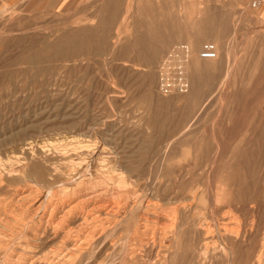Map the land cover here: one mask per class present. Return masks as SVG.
Here are the masks:
<instances>
[{"label": "rangeland", "instance_id": "obj_1", "mask_svg": "<svg viewBox=\"0 0 264 264\" xmlns=\"http://www.w3.org/2000/svg\"><path fill=\"white\" fill-rule=\"evenodd\" d=\"M261 1L0 12V264L36 253L53 264L67 242L82 247L75 264H167L177 250L178 264H264ZM199 86L207 97L196 99ZM69 178L83 192L72 195ZM63 197L88 220L71 237L55 210Z\"/></svg>", "mask_w": 264, "mask_h": 264}, {"label": "bare ground", "instance_id": "obj_2", "mask_svg": "<svg viewBox=\"0 0 264 264\" xmlns=\"http://www.w3.org/2000/svg\"><path fill=\"white\" fill-rule=\"evenodd\" d=\"M256 3V2H255ZM254 4V3H253ZM253 4H252V6H253ZM256 5H257V3H256ZM254 7V6H253ZM257 7V10H259L260 9V7L259 6H255V8ZM201 48V47H200ZM203 49H205V50H215L216 48L215 47H212V46H207V47H203ZM201 57H203V58H205L206 56H201ZM197 57H193V61H195L196 62V64L197 65H199V66H201L203 69H205V70H208V65H211V64H216V62H215V60L213 61V60H211V59H202V61H200V60H198V59H196ZM234 63H235V61H234ZM233 63V64H234ZM232 73H233V71H232V69L230 70H227V72H226V78H225V83H226V80L227 79H230V77H231V75H232ZM165 81H167L166 79H165ZM220 84V83H219ZM201 89V90H200ZM225 89V88H224ZM197 90L199 91V95L197 96V98L196 99H200V98H203V97H205L206 96V92H207V88H202L201 86H199L198 88H197ZM210 90V89H209ZM210 93V92H209ZM222 93H223V91H222ZM211 94V93H210ZM223 95H225V93L223 94ZM207 97V96H206ZM253 97V96H252ZM222 99V98H221ZM216 100V99H215ZM223 100V99H222ZM222 103V105H223V102H221ZM250 105V104H249ZM220 106H221V104H220ZM235 107H237V108H235ZM203 109V108H202ZM230 110H231V112H232V114H236V113H238V112H240L241 111V109H240V106L238 105V106H233V105H231L230 106V108H229ZM242 113V112H241ZM202 114V113H201ZM197 120V119H196ZM214 122V121H213ZM247 126V125H246ZM213 127V126H212ZM190 128V127H189ZM171 143V142H170ZM99 144V143H98ZM84 146V145H83ZM89 146V145H88ZM98 146V145H97ZM219 146V145H218ZM170 147V146H169ZM89 148V147H88ZM91 148V147H90ZM98 148V147H97ZM100 148V147H99ZM77 150H79V149H77ZM98 150V149H97ZM74 152V151H73ZM79 152H81V151H79ZM82 153V152H81ZM97 153V152H96ZM75 154H77V153H74V155ZM80 157V156H79ZM74 158V157H73ZM76 158V157H75ZM76 159H78V158H76ZM80 159V158H79ZM89 159V158H88ZM80 161V160H79ZM93 163V162H92ZM86 164H87V167H89L90 166V164H88L87 162H86ZM81 165H83V163H81ZM80 165V166H81ZM82 167V166H81ZM86 167V166H85ZM39 168H40V170L39 171H37V176L40 178V179H43L44 181H47L48 180V176L50 175V173H46L45 171H44V169H42L40 166H39ZM77 172V171H76ZM121 172V171H120ZM96 173V172H95ZM90 175H91V173H89ZM86 175H87V173H86ZM90 175H88V177L90 176ZM93 176V175H92ZM91 176V177H92ZM82 177V176H81ZM160 177V176H159ZM52 178V177H51ZM79 178V177H78ZM82 179H83V177H82ZM86 179V178H85ZM88 179V178H87ZM75 180V179H74ZM76 182V181H75ZM75 182H73L70 178H69V181H67V182H65L64 184H67V187H69V188H71V190H72V195H76V194H78V193H80V192H83V190L82 189H80L79 188V190H77L78 189V187H80V182H82V181H79V182H77V183H75ZM82 185V184H81ZM222 185V184H221ZM233 182L232 183H225V184H223L222 185V187H221V190L223 191V193L225 194V196L227 195H230L232 192H233ZM58 186V185H57ZM52 190V189H51ZM221 190H220V192H221ZM68 190H64L63 191V193H65V192H67ZM149 191V190H148ZM99 192V191H98ZM94 193V192H93ZM25 194V193H24ZM23 193L20 195V197H24L25 198V195H24ZM221 193H219V195H220ZM90 194L89 193H85L84 195H82V196H80V198L81 197H87V196H89ZM221 196V195H220ZM224 196V197H225ZM19 197V196H18ZM69 199H71V198H69ZM77 199L78 198H76V199H74V200H65V198L63 197L61 200H60V202L58 203V204H56V206H55V210H57V212L59 211V213L61 214L60 215V217H61V223L62 224H64V226H65V228H66V231H65V236L66 237H68V236H70V234H71V232H73V229H72V226L73 225H75V224H77L78 222H82V221H86L87 220V217L86 216H84L83 214H81V213H78L77 212V205L81 202V201H78L77 202ZM106 201V200H105ZM83 203V202H82ZM106 209V208H105ZM114 210V209H113ZM100 213V212H99ZM101 214H102V212H101ZM101 214H98V215H101ZM37 215V214H36ZM35 215V216H36ZM85 215H86V213H85ZM34 216V217H35ZM111 217H112V215H110ZM113 216H115V215H113ZM91 217V216H90ZM96 217H98L99 218V216H96ZM116 217V216H115ZM117 217H119V216H117ZM122 218V217H121ZM88 219H90V218H88ZM92 219V218H91ZM110 219V218H109ZM113 219V218H112ZM116 219H118V218H116ZM120 219V218H119ZM123 219V218H122ZM108 220V219H107ZM154 220V219H153ZM88 221V220H87ZM102 221V220H101ZM108 221H110V220H108ZM118 221V220H117ZM116 221V222H117ZM114 222V221H113ZM56 223V222H55ZM101 223V222H100ZM112 223V222H111ZM78 225V224H77ZM118 227V226H117ZM229 228V227H228ZM111 229V228H110ZM42 231V230H41ZM47 231V230H46ZM115 231V230H114ZM118 232H120V231H118ZM173 232V231H172ZM41 233V232H40ZM91 233V232H90ZM89 233V234H90ZM95 233H97L96 232V230H95ZM175 233V232H174ZM42 234V233H41ZM88 234V233H87ZM111 234V233H110ZM167 234V233H166ZM91 235V234H90ZM160 235V234H159ZM165 235V234H164ZM38 236V235H37ZM42 236V235H41ZM47 236V235H46ZM86 236V235H85ZM166 236V235H165ZM71 237V236H70ZM93 237V236H92ZM95 237V239H96V236H94ZM100 237V236H99ZM98 237V238H99ZM112 237V236H111ZM137 237V236H136ZM41 238V237H40ZM39 238V236L36 238V241L38 240L39 242L38 243H42L44 240L43 239H40ZM58 238V237H57ZM85 238H87V237H85ZM108 238H110V237H108ZM160 238V237H159ZM68 240H69V238H67ZM105 239V238H104ZM117 239V238H116ZM115 239V240H116ZM119 239V238H118ZM130 239V238H129ZM140 239V238H139ZM138 239V240H139ZM166 239H167V237H166ZM43 240V241H42ZM86 241V243H87V239H85ZM100 240V239H99ZM136 240H137V238H136ZM152 240V239H151ZM83 240H81L80 242H82ZM106 241V240H105ZM156 239H154L153 238V240H152V243L150 242V243H145L142 247L143 248H148V247H150L151 245H155L156 244ZM165 241V240H164ZM74 242V241H73ZM79 242V241H78ZM84 242V243H85ZM123 242V241H122ZM130 242H132V241H130ZM67 243H69V242H67ZM66 243V245H65V248H64V250L63 251H61V252H59L56 256H55V258H54V262L56 263V264H75V262H74V260H75V256H76V254L77 253H79L80 252V250H81V246L79 247L78 246V244H80V243H78L77 244V242H74V244L72 243H70V244H67ZM86 243L84 244L85 246H86ZM119 244V243H118ZM127 244V243H126ZM129 244V243H128ZM127 244V245H128ZM83 245V244H82ZM83 245V246H84ZM127 245H126V247H127ZM140 245V244H139ZM102 246V245H101ZM100 246V247H101ZM94 247V246H93ZM92 247V249H94ZM117 247V246H116ZM133 247V246H132ZM124 248V247H123ZM127 249V248H126ZM146 249L145 250H141L140 251V253H143L144 251H145V253H146ZM97 250V249H96ZM122 250V249H121ZM123 251V250H122ZM179 250H177L176 252H174V253H171V254H167L166 256H164L163 257V262L164 263H166L167 262V264H178L177 262H175L177 259H178V254H179V252H178ZM113 252V251H112ZM116 252V251H115ZM110 253V252H109ZM124 252H122V254H123ZM128 253V252H127ZM99 254V253H98ZM107 254V253H106ZM105 254V255H106ZM97 255V254H96ZM104 255V256H105ZM132 255V254H131ZM101 256V255H100ZM118 256H120V255H118ZM128 256V255H127ZM20 257V256H19ZM113 257V256H112ZM112 257H110V258H112ZM115 257H117V256H115ZM183 257V256H182ZM100 258V257H99ZM123 258V257H122ZM130 258V257H129ZM135 258V257H134ZM133 258V259H134ZM52 259V258H51ZM109 259V258H108ZM114 259V258H113ZM120 259V258H119ZM184 259V258H183ZM101 260V259H100ZM123 260V259H122ZM126 260V259H125ZM146 260H148V262L146 263H144V264H151V262L149 261V258H147ZM145 260V261H146ZM37 253L36 254H34V255H32L31 257H20V258H17V259H15V264H37ZM49 261H51V260H49ZM107 261V260H106ZM127 261V260H126ZM53 262V264H55ZM90 262V261H89ZM118 262V261H117ZM123 262L124 261H122L120 264H123ZM232 262V261H231ZM111 264L112 263H114L113 261L112 262H110ZM86 264V263H85ZM118 264V263H117Z\"/></svg>", "mask_w": 264, "mask_h": 264}, {"label": "crops", "instance_id": "obj_3", "mask_svg": "<svg viewBox=\"0 0 264 264\" xmlns=\"http://www.w3.org/2000/svg\"><path fill=\"white\" fill-rule=\"evenodd\" d=\"M68 0H0V12H3L8 9H22L29 10L31 7L28 5L37 4V5H45L46 3L49 5L55 4V2H67ZM260 8L263 7V1L260 0Z\"/></svg>", "mask_w": 264, "mask_h": 264}]
</instances>
